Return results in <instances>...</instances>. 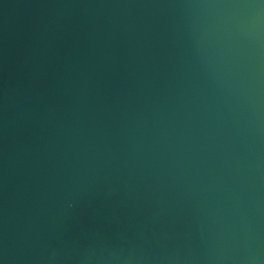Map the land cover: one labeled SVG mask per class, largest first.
Here are the masks:
<instances>
[{
    "label": "water",
    "instance_id": "water-1",
    "mask_svg": "<svg viewBox=\"0 0 264 264\" xmlns=\"http://www.w3.org/2000/svg\"><path fill=\"white\" fill-rule=\"evenodd\" d=\"M0 264H264V0H0Z\"/></svg>",
    "mask_w": 264,
    "mask_h": 264
}]
</instances>
